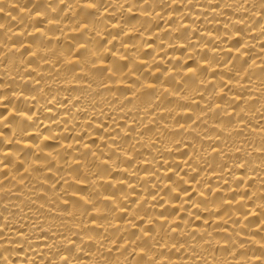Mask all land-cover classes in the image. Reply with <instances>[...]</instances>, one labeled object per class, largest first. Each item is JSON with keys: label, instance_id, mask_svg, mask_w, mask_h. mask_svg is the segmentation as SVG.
<instances>
[{"label": "bare ground", "instance_id": "6f19581e", "mask_svg": "<svg viewBox=\"0 0 264 264\" xmlns=\"http://www.w3.org/2000/svg\"><path fill=\"white\" fill-rule=\"evenodd\" d=\"M111 2L69 12L74 0L6 5L0 0L5 5L0 7V117L6 118L0 124V152L8 153L0 171V224L15 234L19 252L10 264H48L49 259L55 264L50 248L57 237L70 240L62 249L63 264H264V172L233 160L246 148L245 136L237 135L248 126L241 119L246 101L254 103L264 91L258 49L249 46L242 23L231 31L226 27L233 14L223 0H193L187 8L185 0H177L171 8L156 7L164 17L157 23L145 14L151 7L144 0L123 3V17ZM145 21L147 33L141 27ZM104 24L111 25V35L102 31ZM257 24L264 26V19ZM125 28L133 42L144 33L142 51L127 41L128 51H117L119 41L112 37ZM89 29L97 39L83 35ZM169 35L177 37L174 43ZM57 51L71 67L57 62ZM101 56L98 66L113 74L107 84L117 94L132 99L143 89L171 92L145 129L132 118L117 123L114 114L101 120L68 104L61 89L86 87L89 80L81 77H93L87 65ZM114 56L119 57L115 66ZM145 69L153 70L151 79L141 76ZM40 90L59 92L64 102L44 108ZM177 97L192 104L183 119L173 107ZM130 107L129 117H135L136 108ZM25 111L35 112V118L22 120L17 113ZM172 111L176 119L168 128L175 125L177 134L161 129L169 143L167 151L156 152L159 140L148 129L156 130L157 114ZM253 131L264 133V128L253 126ZM146 139L150 147L140 148L137 140ZM197 152L212 153L207 165L193 163ZM89 158L99 159L86 180L78 173L89 172ZM37 219L56 228L34 232L30 225Z\"/></svg>", "mask_w": 264, "mask_h": 264}, {"label": "clouds", "instance_id": "9594fccd", "mask_svg": "<svg viewBox=\"0 0 264 264\" xmlns=\"http://www.w3.org/2000/svg\"><path fill=\"white\" fill-rule=\"evenodd\" d=\"M38 2V0H36ZM60 3H63L64 0H59ZM127 0H112L111 7L116 9V12L120 14L121 17L124 16L125 11L123 9V3H126ZM199 2V0H197ZM208 3H211V0H207ZM10 3V0H5V5ZM45 3H50V0H45ZM177 3V0H144V4L149 5L151 7V11H146L145 14L149 17V21L151 23H157L159 20L164 19L162 15L156 14V7L164 6L165 8H171L172 5ZM193 3V0H185V7L187 8L188 4ZM99 0H86L85 4L81 3V0H74V3L69 7V12H73L78 10L81 7H93L98 6ZM0 5V7L5 6ZM224 8L230 9L232 12V17H229L228 24L226 27L231 31L235 29L239 24H243L244 30L246 31V39L250 41L249 46L252 48L258 49L257 59L260 63H264V47H260V45H264V26L261 24H257V19L262 18L264 19V0H223ZM97 11L101 12V16L103 17L104 11L97 7ZM111 15L112 13L109 12ZM238 17V18H237ZM149 21H145L141 23V27L144 28V32H150L151 30L147 27V23ZM256 25V27H253ZM4 25L0 24V29H3ZM102 31H109L111 35V25L104 24V28ZM14 35V33H13ZM84 36L91 37L93 40L97 39V37H92V29H89L87 32L83 33ZM130 34L127 32L125 28L122 35L113 36L114 41H119V49L117 51L123 53L128 51L124 48V44L127 41L128 43L132 44V47L136 48L137 51H142L146 41L144 40V33H141L140 40L133 42L132 40L128 39ZM177 37L174 35H169L167 40L170 42L175 41ZM80 43L79 41L77 42ZM88 50V55L91 56V41L86 40L83 42ZM115 47V43L113 44ZM102 51V49H98ZM69 51H73L69 49ZM57 62L60 63L65 69L71 67V65L64 64L63 57L59 54V51L54 53ZM241 57L244 55L241 52ZM167 57V52L165 51V58ZM103 56L98 57L96 59H92L90 63L87 65L90 72H93V77H81L84 79L89 80V84L86 87H82L79 89L72 88V89H61L62 92H66L68 94V104L71 105L72 109L81 108L91 114H94L96 118L103 119L106 116H113L115 114V122H119L121 118H132L134 123L139 127V129L143 130L147 127V120L151 118L152 114L156 113V108L163 102L164 99L171 97V92L164 93L163 88H160L155 93H150L148 89H143V91L136 95L134 98L129 99L126 94H117V90L113 87H108V80L113 78V74L102 67L98 66V59H102ZM119 61V57L113 58V66H115ZM131 63L135 64V60H130ZM211 67V66H210ZM119 70L118 68L116 69ZM137 71H140L137 68ZM152 69H145L141 72V76L144 79H151V72ZM242 71V70H241ZM147 72V75H145ZM98 74V78L96 77ZM132 74H129V78ZM139 79V78H138ZM183 82V80H181ZM205 82H207L205 80ZM222 83V81H221ZM197 89L199 88V84H197ZM185 93L188 89H182ZM38 95L44 98V108H47V105L53 102L56 103H63L64 101L59 99V92L53 94L51 91L44 92L40 90ZM215 95V93H213ZM27 100L34 99V97H27ZM3 101V97H0V102ZM248 104V111L243 114L241 117L242 120L248 121V126L245 131L238 132L237 135H244L245 136V144L246 148L244 153L240 157H234V162H239L246 164L249 168H252L253 171H260L264 172V133H257L253 131V126L257 128H264V91H261L258 95L255 96V102L253 103L251 100L246 101ZM131 106H135L137 115L135 117H129V112L132 111ZM156 106V107H154ZM173 107L178 109L181 114V119H183V113L186 108L192 107L191 103H182L180 98L177 97L175 101H173ZM11 114V113H10ZM22 120L24 121H32L36 113L33 112L29 114L28 111L17 113ZM143 117L142 119L139 117ZM211 118V117H209ZM6 118L0 117V124H3V121ZM176 119V111L169 112L167 114H157V121L155 125V131L152 129H148L149 132H152L153 137L159 140V146L155 149L156 152H164L167 151V145L169 141L167 140V136L161 135V129L165 131L167 135H176L177 129L175 125L171 129L168 128V125L171 124L173 120ZM160 121H164L162 124ZM176 123L178 124L179 121L177 120ZM204 121H201L203 124ZM27 129L19 132L20 140H23L24 133ZM188 129H184L180 132V135L186 133ZM52 135L53 139L56 138L55 133L49 132ZM147 135V133H145ZM40 140H44L45 136L42 133L39 136ZM5 143L9 141L7 139L4 140ZM11 142H17L15 139ZM175 140H172L171 143H175ZM137 144H139L140 148H148L150 147L148 140L140 141L137 140ZM119 149L121 155H123L124 145L120 144ZM136 145H131V150L135 151ZM112 150L109 149V152ZM103 156V153H101ZM212 156L211 152L205 154L204 152H197V155L193 157V163L199 165L203 163L207 165L209 163V158ZM198 157V159H197ZM120 156H117L119 159ZM8 159V153L0 152V171H2L4 167V160ZM96 159L99 158H89V164L91 167L89 168V172L85 173L80 171L78 174L86 179L90 180V173L92 169L95 167ZM152 159L158 161L159 157L156 155L152 156ZM101 162H103L101 160ZM11 163V161H10ZM115 163V161H113ZM173 163L175 161L173 160ZM11 223L10 221L8 222ZM45 226L49 228V230L55 229V224H48L46 225L45 221L41 219H37L33 221L30 225L32 230L35 231H42ZM6 225L0 224V233H4L0 235V264H10V257H18L19 252L17 251L16 244L17 240L15 239V234L10 232H4ZM66 242H70L68 237H65L64 240H61L59 237L52 241V247L50 251L52 253V257L55 259V264H63L61 259L62 256V249H64V244ZM30 247V245H29ZM66 250V249H64ZM75 258V257H73ZM17 264H29V260L24 261H17ZM48 264H53V260L49 259Z\"/></svg>", "mask_w": 264, "mask_h": 264}]
</instances>
